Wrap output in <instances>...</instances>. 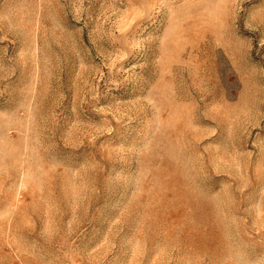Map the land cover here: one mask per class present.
Returning a JSON list of instances; mask_svg holds the SVG:
<instances>
[{
	"label": "rangeland",
	"instance_id": "1",
	"mask_svg": "<svg viewBox=\"0 0 264 264\" xmlns=\"http://www.w3.org/2000/svg\"><path fill=\"white\" fill-rule=\"evenodd\" d=\"M0 264H264V0H0Z\"/></svg>",
	"mask_w": 264,
	"mask_h": 264
}]
</instances>
